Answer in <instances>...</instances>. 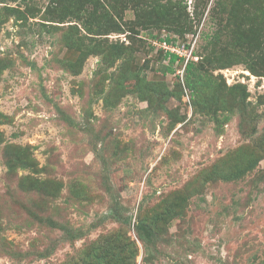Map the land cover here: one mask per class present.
<instances>
[{
    "label": "rangeland",
    "instance_id": "1",
    "mask_svg": "<svg viewBox=\"0 0 264 264\" xmlns=\"http://www.w3.org/2000/svg\"><path fill=\"white\" fill-rule=\"evenodd\" d=\"M242 37L264 56V0H0V264H91L110 237L131 264H264V74ZM189 62L215 82L200 103Z\"/></svg>",
    "mask_w": 264,
    "mask_h": 264
},
{
    "label": "trees",
    "instance_id": "2",
    "mask_svg": "<svg viewBox=\"0 0 264 264\" xmlns=\"http://www.w3.org/2000/svg\"><path fill=\"white\" fill-rule=\"evenodd\" d=\"M161 6H158L156 10H159ZM167 9L164 10V13L158 15H163V18H166L167 15L165 12ZM179 21V20H178ZM178 21H170L169 23L166 24H171L174 26V30L178 33H184L185 29L184 25H181V23ZM185 24V23H184ZM216 31V30H215ZM251 33V32H250ZM208 39H215L216 38V32L210 35L209 37H206ZM263 38V37H260ZM259 38V39H260ZM258 39V40H259ZM258 40L256 42L249 40L246 37H242L240 40H237L236 49L239 51L241 55V60L243 61V64L246 65L248 70L252 73L259 74L261 73L262 75L264 74V56L261 54H255L256 52H259L258 45ZM162 42H166L167 44H174V40L170 37H165ZM166 56L168 58V63L166 65H160L158 68V71L163 74H174V69L173 65L175 62H179L182 59L178 57V55L170 52H166ZM240 62V61H239ZM224 67H227L228 65H223ZM197 67L196 64L193 62L187 63L184 69V79H183V85L184 88L186 89L189 98L191 101L194 103H200L202 99H200L204 93V86L207 84H212L214 85L215 82L213 80H210L208 76H205L204 73L203 75L201 73H196ZM260 76V75H259ZM179 84V83H178ZM180 85V84H179ZM219 88V87H218ZM226 87H223L221 91H223ZM232 90V89H230ZM242 92L240 93V95ZM204 97V96H203ZM241 101L243 100V97L240 96ZM206 103V102H205ZM260 161L258 157H252L249 159L247 164L243 167V169L239 172L240 174L245 173L246 171H249L251 169H254L257 166V163ZM169 210V209H168ZM168 212V213H167ZM167 213L168 218L164 217L167 220L171 219V216L175 215V213L172 215V212L165 211V214ZM159 216H155L151 218V222L147 223L146 221L140 219L137 221L135 225V232L138 236V238L148 244H153L156 238L158 237L157 233V224L160 221ZM162 218V217H161ZM162 218V219H164ZM123 245L120 243L115 237H110L105 239L101 244L95 245L92 247V262L91 264H131L132 263V258H134V253L132 250L130 251V256L128 257H122V255L117 254V251L123 250L122 249Z\"/></svg>",
    "mask_w": 264,
    "mask_h": 264
},
{
    "label": "built area",
    "instance_id": "3",
    "mask_svg": "<svg viewBox=\"0 0 264 264\" xmlns=\"http://www.w3.org/2000/svg\"><path fill=\"white\" fill-rule=\"evenodd\" d=\"M175 45L174 44H167L166 42H163V44H162V48H164L165 50H167L168 52H170V53H173V52H177L174 48ZM174 54H176V53H174ZM176 55H178V52H177V54ZM179 56V55H178ZM180 57V56H179ZM181 58V57H180Z\"/></svg>",
    "mask_w": 264,
    "mask_h": 264
}]
</instances>
